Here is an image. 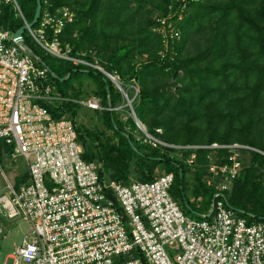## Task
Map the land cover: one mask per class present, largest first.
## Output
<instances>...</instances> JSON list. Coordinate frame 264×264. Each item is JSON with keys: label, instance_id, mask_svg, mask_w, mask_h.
<instances>
[{"label": "trees", "instance_id": "16d2710c", "mask_svg": "<svg viewBox=\"0 0 264 264\" xmlns=\"http://www.w3.org/2000/svg\"><path fill=\"white\" fill-rule=\"evenodd\" d=\"M18 1L26 18L33 21L37 0ZM42 3L43 9L51 4L76 12L75 21L61 34L75 53L93 48L107 69L117 71L125 84L137 81L140 94L133 105L151 134L175 145L240 143L264 152V0L189 3L179 11L183 15L178 24L180 36L170 43L164 57L160 54L165 50L163 37L154 28L172 4L173 11L179 9L172 0ZM1 22L15 32L23 27L10 7L4 9ZM28 39L25 37V44L39 64L49 68L50 82L64 99L43 104L54 118L68 117L76 125L84 160L99 162L102 177L123 184L153 181L159 168L173 173L170 193L184 213L197 219L211 218L217 192L206 180L211 149L152 147L126 131V125H136L131 118L124 121L117 115L119 111L94 110L112 133L78 126L75 119L82 105L77 101L88 95L86 86L75 92V78H93L96 87L92 92L105 107L119 106L122 93L103 74L46 54ZM82 93L85 96L80 97ZM6 151L12 148L0 141L1 161ZM193 152L197 159L189 165L186 160ZM242 152L244 169L224 192L225 202L248 222H264V155L254 150ZM228 156V149H219L215 161ZM28 178L27 173L18 175L16 186Z\"/></svg>", "mask_w": 264, "mask_h": 264}, {"label": "built area", "instance_id": "2783aa9c", "mask_svg": "<svg viewBox=\"0 0 264 264\" xmlns=\"http://www.w3.org/2000/svg\"><path fill=\"white\" fill-rule=\"evenodd\" d=\"M197 1L172 0L179 9L173 11L172 4L168 15L158 19L154 30L163 37V57L180 36L183 15L179 11ZM6 7L12 8L32 42L46 54L112 81L136 125L135 129L126 125V131L138 140L155 148L212 150L206 180L217 192L211 218L184 213L170 193L173 173L157 170L153 181L123 184L102 177L99 162L84 160L76 125L68 117L54 118L43 104L64 100L50 82L49 68L39 64L25 44V32L22 45L17 31L4 28L1 19ZM75 19L73 9L50 4L42 7L38 22L30 26L18 0H0V141L12 148L0 160L5 185L0 190V209L10 219L22 217L33 225L10 256L14 264H264V222H248L224 198L244 169L242 151L264 152L240 143L175 145L151 134L137 116L130 85L125 87L120 74L108 70L95 49L75 53L72 45L62 41L64 28ZM132 87L138 95L137 85ZM81 103L92 110L122 109L105 107L96 96ZM219 149L229 151L224 162L215 161ZM19 158L25 160L29 178L17 187L16 177L9 180L4 170ZM196 159L193 152L186 162L193 165Z\"/></svg>", "mask_w": 264, "mask_h": 264}, {"label": "rangeland", "instance_id": "374dc122", "mask_svg": "<svg viewBox=\"0 0 264 264\" xmlns=\"http://www.w3.org/2000/svg\"><path fill=\"white\" fill-rule=\"evenodd\" d=\"M24 36L27 39L28 38L30 39L28 32H25ZM146 56L147 55H144L143 59ZM134 80H132V82L129 84L130 85L129 86V95L132 97L131 99L133 101L140 94V92H139V94L137 95L136 94L137 91L132 87V85L135 84V85H137V87L140 90L139 84L137 83V81H134ZM74 85H75L74 86L75 92H77V93L81 92V90H83L82 88H84L86 86L87 87V95H88L87 97L80 98L77 101L80 105H82L81 108L79 109L78 116L75 119L77 125L89 128L93 131H100V132H104L107 134L112 133V132H110L109 129H106L102 120L99 118L100 114L97 111L89 109L88 107L84 106L81 103L82 100H87V99H90L93 96H95L92 92L94 87H96L95 80L91 77H88V75L87 76L84 75L82 77V79H80V78L76 79L75 78ZM125 87L128 88V85ZM81 96H85V95H83V93H82L80 95V97ZM119 104L120 105L117 107H121L122 109L119 110V113L117 115L121 114L124 121H125V117H129L132 119V117L130 115L131 109L127 105V102L124 100V98H123V102L122 103L120 102ZM131 126L133 128H135L134 125H131ZM160 131L161 132H159V133H162V130H160ZM3 166H4V164H3ZM25 168H26L25 160L23 158H19L16 162L12 163V166L6 165L4 171L7 174L8 179L13 181L15 179V177H17L20 173H22L25 170ZM159 171L161 172V170H159ZM4 186L5 185H4L3 176L0 175V190L3 189ZM32 227H33L32 223L29 222L28 220H26L25 218L20 217V218L10 219L0 209V263L4 264L6 261V264H14V259L11 258L10 256L13 255V253H15L16 248L22 243L23 239L30 235V233L32 232ZM168 250L172 251V248L168 247ZM172 254H175L174 251L172 252Z\"/></svg>", "mask_w": 264, "mask_h": 264}, {"label": "water", "instance_id": "95a60500", "mask_svg": "<svg viewBox=\"0 0 264 264\" xmlns=\"http://www.w3.org/2000/svg\"><path fill=\"white\" fill-rule=\"evenodd\" d=\"M42 7H43L42 0H37L36 13H35L33 21L30 22V26H33V25H35L38 22L39 17L41 16ZM26 28L27 27L24 25L15 34L16 38L18 39V42L21 43L22 45H24V43H23V34H24Z\"/></svg>", "mask_w": 264, "mask_h": 264}, {"label": "crops", "instance_id": "0c3cea01", "mask_svg": "<svg viewBox=\"0 0 264 264\" xmlns=\"http://www.w3.org/2000/svg\"><path fill=\"white\" fill-rule=\"evenodd\" d=\"M26 173L28 174L27 167H26L25 170H24L22 173H20V174H26ZM20 174H19V175H20Z\"/></svg>", "mask_w": 264, "mask_h": 264}]
</instances>
